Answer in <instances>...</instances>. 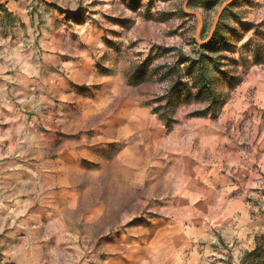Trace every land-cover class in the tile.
Returning <instances> with one entry per match:
<instances>
[{
  "label": "rangeland",
  "instance_id": "rangeland-1",
  "mask_svg": "<svg viewBox=\"0 0 264 264\" xmlns=\"http://www.w3.org/2000/svg\"><path fill=\"white\" fill-rule=\"evenodd\" d=\"M189 1L26 0L27 15L81 22L65 45L81 68L26 83L5 41L25 39L23 25L0 0V264H262L264 232L239 250L221 237L232 222L218 202L264 213V0L208 12ZM218 25L221 68L209 74L224 104L200 117L206 102L176 98L167 127L152 111L171 84L158 69L193 56ZM146 59V81L132 85ZM211 247L224 259L211 261Z\"/></svg>",
  "mask_w": 264,
  "mask_h": 264
},
{
  "label": "crops",
  "instance_id": "crops-1",
  "mask_svg": "<svg viewBox=\"0 0 264 264\" xmlns=\"http://www.w3.org/2000/svg\"><path fill=\"white\" fill-rule=\"evenodd\" d=\"M4 7L8 14L19 17L26 37L23 39L21 34L17 39H5L6 44H10L12 48L8 66L19 72L11 75L17 74L26 83L57 82L60 79L65 80L70 70L81 68L80 50L72 54L65 47L70 43V33H79L70 26L81 29V22L66 18L65 14H58L50 9H39L32 17L26 14V0H9ZM39 18L41 25H38ZM37 54L40 57L36 59ZM221 202H218V205H221L223 211V221L227 224L232 222L231 229L221 237H225L229 242H237L239 250L243 252L252 250L255 244L254 235L264 232V213H259L252 219L249 211L235 215L233 212L238 208L240 201L230 202L229 199L222 198ZM208 203H212L213 207L217 206L213 200ZM213 241L215 240L210 242ZM208 249L207 255L211 261L224 259V254L227 253L223 249Z\"/></svg>",
  "mask_w": 264,
  "mask_h": 264
},
{
  "label": "trees",
  "instance_id": "trees-1",
  "mask_svg": "<svg viewBox=\"0 0 264 264\" xmlns=\"http://www.w3.org/2000/svg\"><path fill=\"white\" fill-rule=\"evenodd\" d=\"M216 4L217 0H190L187 6L200 7L208 12L211 11ZM67 17L79 22V16L77 13H67ZM220 32L218 25L208 43L201 47L198 52H193V56L179 54V59L175 63L161 66L158 69L159 72H162L159 74L157 81L162 82L170 80L171 84L164 95L155 99V102L158 105L155 106L152 111L166 121L167 127L170 126L172 121L171 118L167 117V114L176 101V98L182 97L183 101L186 103L190 101L206 102L207 108L194 113V115L200 117H204L211 112L215 114L224 104L221 98L214 92L209 74L210 70L220 71L221 68L220 63H218L212 56V53L214 52L212 47L216 43V38L220 36ZM168 52L169 50L166 49L164 53ZM149 61L150 59L144 60L134 69V71H132L129 76V83L132 85H139L146 81L139 76V70H143L149 66ZM181 73H184L186 77L190 78V82H192L190 86L187 82L181 80L179 77ZM192 91H195L194 94L191 93ZM253 253L254 252H250L247 255H252ZM262 264H264V261Z\"/></svg>",
  "mask_w": 264,
  "mask_h": 264
}]
</instances>
